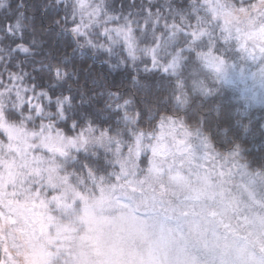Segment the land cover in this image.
I'll use <instances>...</instances> for the list:
<instances>
[{
	"label": "snow or ice",
	"instance_id": "snow-or-ice-1",
	"mask_svg": "<svg viewBox=\"0 0 264 264\" xmlns=\"http://www.w3.org/2000/svg\"><path fill=\"white\" fill-rule=\"evenodd\" d=\"M28 7L0 0V264H264V0Z\"/></svg>",
	"mask_w": 264,
	"mask_h": 264
},
{
	"label": "trees",
	"instance_id": "trees-1",
	"mask_svg": "<svg viewBox=\"0 0 264 264\" xmlns=\"http://www.w3.org/2000/svg\"><path fill=\"white\" fill-rule=\"evenodd\" d=\"M14 3L18 2V0H13ZM25 4L28 5V12L30 14H34L39 20L42 15L41 5L48 2V0H24ZM253 119L258 122L261 115H264L259 109L253 110ZM247 145L252 149V153L254 155H259L260 149L262 147L261 140L259 136H253L251 134L248 135L246 140Z\"/></svg>",
	"mask_w": 264,
	"mask_h": 264
}]
</instances>
